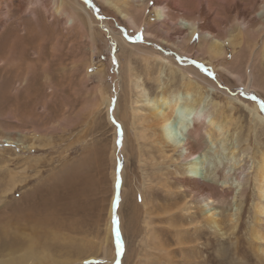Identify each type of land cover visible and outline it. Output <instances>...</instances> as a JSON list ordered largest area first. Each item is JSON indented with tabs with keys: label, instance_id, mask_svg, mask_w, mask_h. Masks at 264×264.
Masks as SVG:
<instances>
[{
	"label": "rangeland",
	"instance_id": "obj_1",
	"mask_svg": "<svg viewBox=\"0 0 264 264\" xmlns=\"http://www.w3.org/2000/svg\"><path fill=\"white\" fill-rule=\"evenodd\" d=\"M42 1L38 0L39 6L34 8L36 19L14 11L0 17L4 22L0 26V56L10 46L14 51L12 62L0 67V260L19 256L30 247L40 261L29 264H259L249 240H253L250 228L254 225L256 199L253 175L259 152L264 149V122L226 93L245 99L248 107L256 106L264 116V89H246L221 68L243 74L242 67L228 64L234 59L231 46L223 48V58L213 59L201 48L203 40L198 33L190 39L185 30L181 40L174 39L180 32L177 19L171 21L173 27L168 33L160 30L154 11L158 0L138 1L145 8L130 11L138 28L100 0H77L95 22L96 49L92 52L89 40L78 28L65 34L58 18L52 21L49 12L53 10L43 9ZM172 1L180 9L179 17L201 23L195 8L200 0ZM216 1L207 10L209 23L217 30L224 24L232 26L233 14ZM241 1L246 7L248 0ZM138 3L136 6L142 7ZM251 36L248 31L247 37ZM262 36L254 49L260 56ZM177 66L190 67L218 85L215 89L198 81L200 88L190 90L193 92L188 97L197 99L200 93L198 105L204 106L213 119H225L228 125L225 142L219 140L220 136L212 144L206 133L201 134L200 142H194L196 156H207L203 172L210 168L213 175L216 171L220 174L243 154L241 165L245 170L239 182L232 179L233 169L231 179H227L240 185L231 195L213 203L217 217L226 215L230 219L226 226L220 225L221 229L207 226L200 215L196 233L193 224H184L181 218L172 223L157 222V216L151 213V222L145 223L142 199L149 207L175 200L178 206L172 211L180 217L184 201L189 212L199 206L195 199L182 197L179 178L184 160L160 138L159 121L151 118V109L140 95L142 91L156 96L182 90L183 78ZM47 71L51 83L44 78ZM257 84L264 86L262 80ZM106 99L107 108L103 103ZM182 104L176 110L175 127L179 117L189 113L184 100ZM210 130L217 137V131ZM180 135L184 137L185 133ZM209 149L212 152L206 151ZM232 153L235 158L231 160ZM82 161L86 166L79 165ZM73 168L84 174L69 181L68 172ZM217 176L214 179L219 182ZM11 179H15V186ZM130 189L135 192L134 197L130 192L132 201L137 210L141 209L133 223L127 221L129 209L123 204ZM242 189L245 193L239 197ZM34 196L39 197L35 207L24 209ZM50 199L54 205L48 202ZM109 209L112 223L110 234H106ZM155 211L164 216L163 209ZM43 217L53 223L41 224ZM114 217L118 219L116 224ZM178 229L185 230L179 233Z\"/></svg>",
	"mask_w": 264,
	"mask_h": 264
},
{
	"label": "bare ground",
	"instance_id": "obj_2",
	"mask_svg": "<svg viewBox=\"0 0 264 264\" xmlns=\"http://www.w3.org/2000/svg\"><path fill=\"white\" fill-rule=\"evenodd\" d=\"M100 1L109 5L112 9L117 11L121 16L126 17V20L130 26L138 28L137 23L133 16L134 14L131 13L130 11L132 10L136 13L138 9L145 8L143 7L144 5L143 3L142 5L138 3V1H144V0H100ZM212 1L213 0H200V4L195 5V8L198 7L196 12L198 16L200 17V20L202 19L200 24L192 22L189 19L179 17L177 15V12H179L180 9L175 4L174 1L172 0L155 1L154 11H155L156 20L159 23L160 30L164 32L169 31V28L173 27V25L171 26L172 24L171 21L173 19H177L180 32L176 34L174 39L181 40L183 36L180 34H182L185 30H187L190 33V36H189L190 39L192 36L198 33L199 39L203 40V44L200 45L201 48L205 49L206 54H209L213 59H218L220 56L221 58H223L224 56L223 48L225 46L230 45L231 51L233 52L234 59L231 62L228 61V64L230 65L234 64L236 68L242 67L243 74H241L240 71H236V73H234L233 71H231L225 66H221V68L224 71H226L228 74L232 75L234 79L237 82H239V84L243 83L244 84L243 86L246 89L250 87L254 89L257 87L264 89V86H259L257 84L258 80H262L264 82V60H263L264 59V40H263V47L260 50L261 56L258 52H254V49L256 48L255 46L257 44V41L260 35L262 33L264 34V0H248L246 7L242 5L243 3L241 0H217L216 1L217 3H219V5L224 6L226 11L231 12L233 14L232 26L230 27L233 28V31L236 30L235 31L236 33L234 35L232 34L233 31L231 32V28L229 27V25L224 24L222 25V27H220V29L217 30L213 25L209 23V18L211 15H209L207 10L212 8L211 7ZM231 1L232 3L230 4ZM40 3H41L40 4L41 7L45 9L47 12L51 11V9L53 10L49 12L50 14L49 16H53L52 21H55L54 19L56 17L58 18V22L61 26V30L65 31L66 32L65 34H70L72 29L78 28L81 34H83L89 40L92 52L96 49V45H95V31L96 30H94L95 22L92 19V15L83 5H81V3H78L77 0H51V1L43 0ZM136 3H138L142 7L136 6ZM38 4H39L38 0H0V17L2 16L3 18V16L5 15L7 17V14L10 11H14L19 15L30 14V16H32L31 18L34 19L35 18L34 8ZM141 12L142 11H139L138 13H141ZM170 12L172 13L170 14ZM49 16L47 17L49 18ZM2 22L0 21V26L3 25L4 22L3 23ZM248 31H251L252 33V36L249 38L247 37ZM110 32L112 33L111 29H110ZM146 34H149V33H146ZM26 35L21 37L22 41L25 39ZM113 35L115 37H119V36H116L117 35L116 33H114ZM149 35H152V34L150 33ZM117 40H119V38ZM161 41L162 43H165L164 40H161ZM13 53H14L13 48L12 46H10L7 48L6 52L0 56L1 69L2 67L12 62L10 60L14 59ZM230 67L234 68L232 66ZM177 71L181 74V77L183 78L182 83L184 86L182 90L176 89V91H173L171 93H164V94H160L156 96L155 95L148 96L145 93V91H142L140 95L143 98L145 105L149 109H151V116H152L151 118H154L156 121H159L158 123L160 127V138L163 140H166V142H168L170 146L172 147V149L175 151L178 158L184 160L185 165H184L183 170H181L182 174H181V177L179 178L181 181L180 183L183 186V191L181 195L183 198H185L187 195L192 198V199L191 198H188V199H191V200L195 199L196 202H198L199 204L198 208H196L199 213L196 212L197 210L194 212L188 211V207L185 206L186 202L184 201L186 199L183 200L184 203L181 207V209L184 210L182 211L184 212V214H182L181 217L180 215L178 216L174 213V211H172L175 205L178 206L175 200L168 203L167 205L165 204L160 205V204L153 203V205L149 207L148 204H146V200L142 199L141 201L142 211L146 215V218H147L145 223L148 224L151 222L150 215L151 213H154L157 216L155 220L157 222H160L161 220L162 221L168 220V222L172 223L176 221V218H181L180 220L182 222L183 221L186 222L184 224H189V226L190 224H193V227L195 228L193 232L195 233L198 231V225H199L198 223H200L199 221L200 217L204 219V221L207 223V226L213 227L214 229L215 228L221 229L220 225L223 224L224 226H226L227 220H230V219H227L226 215L224 216L221 215L220 217H217L216 215L219 213L217 214L215 213L216 208L215 206H213V203L217 200L225 199L227 196L231 195V192L233 191V189L236 190L238 186L240 185V183L236 185L234 182H231V181L228 182L227 179L232 177L230 173L231 169L234 170V172L232 173L234 174L233 175L234 177H232L233 180L235 179L237 182L241 178V174L245 170V167L241 165V162H242L241 157L243 154H241V156L239 155L240 157H238V159L236 158L237 160L234 159L232 162H229V164H227L223 172L220 174H217V171H216V173H214L213 175V172H209L210 168H208V166H206L208 169L205 172H203V168L205 164L207 163L206 162L207 156L204 153L202 154V157L201 155L196 156V151H194L195 149L193 148L194 142L196 143L200 142V136L202 133L203 134L206 133L208 138L209 139L211 138L209 140L210 143L213 140L217 141L220 136H221V139L219 140H222L223 142H225L227 140L226 132H227L228 125L225 119L222 120L221 122H218L217 118L213 119L211 117V115L207 112L204 106L198 105L200 97H201L200 93L197 96L198 97L197 99L193 98L192 96L191 98L193 99H189L188 96L190 95V92L195 91L196 88H200V86L198 85L199 84L198 81L201 83L204 82L209 87L215 88V89L218 88L217 87L218 85L216 86V84H213V82L210 79L196 72L194 69H191L190 67L177 66ZM44 78L45 80L51 83L52 76L49 71L45 73ZM190 90H193V91H190ZM226 94L229 95L230 98H233L234 101H237L240 105L247 108L251 113H253L260 120V122L261 121L264 122V116L258 113L256 106H253L250 108L244 102L245 99H243L242 101L241 98L238 96H233L232 94H229V93H226ZM183 100H184V103H186L184 108L189 110V113L187 115H182L181 117H179L177 121L178 124L176 125L175 128H178V131H179L178 136L180 134L182 135L183 133H185V136L183 135L184 137H181V138L178 137L177 139H175L172 136L177 134V132L175 131V128L172 129V127L176 124V118H175L176 110L178 109L179 106L183 105L182 104ZM103 103L105 104V107L107 108L108 103H109L108 99L103 100ZM134 111L135 110H133V112ZM206 127L216 130L218 134L217 135L218 138L216 136L214 138L213 137L214 131ZM113 149L115 151V147ZM29 150L31 149L29 148ZM206 151H211V149L206 150ZM233 153L231 155L232 156L231 160L233 157L235 158ZM114 155L112 152V156ZM112 156H110L111 163H113V159H114L112 158ZM163 157L170 158L169 156H165V155H163ZM0 160H3V155H0ZM11 160L12 159H9V161ZM171 160L173 159L171 158ZM257 160L258 161L256 163V166L254 169V175H253L254 184L256 187L255 189L256 199H255L254 206H253V210H254L253 224L254 225H252L250 228V236L254 241L249 240V245L251 246L252 252L255 255L256 257L255 259H257L258 263L264 264V246H263L264 245V149L260 150ZM85 164H86V161H82L81 163H79L80 166H84ZM225 165H222L221 168H223V166ZM111 168H112V164H111ZM214 168H216V165L213 166V169ZM74 169L76 168H73L71 172H68L69 181L72 176H75L77 174H82V175L84 174L83 170L74 171ZM13 174L15 175V173ZM14 175L12 176V178L14 177ZM215 175L216 176L218 175L217 179H221L220 180L221 182L219 181L220 183L217 182L218 180L214 179ZM114 180H115V174L113 172L112 181L114 182ZM11 184L12 186L15 184V179H11ZM7 190H10V188H8ZM124 192L127 193V188L125 187H124ZM128 192H129V195L126 198V201L124 200L123 204H125L126 207L129 209L127 213V218H128L127 221H129V223H133L135 215L140 214L141 209L137 210L138 206L135 204L134 201H132V198H131L132 193L130 192H133V190L130 189V191ZM244 193L245 191L243 189L240 190L239 197H243ZM134 194L135 192H133V197H134ZM38 199L39 197L37 196L32 197V200L27 201L26 207H23V208L26 210H32L35 207L34 201ZM51 201L52 200L50 199L48 202L51 205H54ZM44 203H46L45 200H44ZM192 206L193 205H191V207ZM16 209L17 208L12 207V210L16 211ZM18 209H22V208L18 207ZM158 209H161V211L163 209V213H162V215H164L163 217H161L159 213L155 211ZM108 213L109 214H108V219H107V224H106V234H110V229H111L110 209ZM121 218L122 217H120V219ZM39 222L44 225H50L53 223L52 219H49L47 217L41 218ZM180 224L182 226V223ZM181 230L183 232V230L185 229H178V232L180 233ZM194 241L196 240L194 239ZM237 246H235V249L237 248ZM240 246L241 245H239V247ZM194 251H196L195 248H194ZM34 254H37V253L32 252V250L29 247L25 251L21 252L19 256H16V257L10 256L9 259L3 260V261L0 260V264H29L30 261H33V262L40 261V259H38Z\"/></svg>",
	"mask_w": 264,
	"mask_h": 264
},
{
	"label": "snow or ice",
	"instance_id": "obj_3",
	"mask_svg": "<svg viewBox=\"0 0 264 264\" xmlns=\"http://www.w3.org/2000/svg\"><path fill=\"white\" fill-rule=\"evenodd\" d=\"M117 143H120V141H118ZM117 186H119V181H117ZM114 207H115V202H114ZM118 222V219L116 217L113 218V223L116 224ZM117 237L119 239V232L117 230Z\"/></svg>",
	"mask_w": 264,
	"mask_h": 264
},
{
	"label": "built area",
	"instance_id": "obj_4",
	"mask_svg": "<svg viewBox=\"0 0 264 264\" xmlns=\"http://www.w3.org/2000/svg\"><path fill=\"white\" fill-rule=\"evenodd\" d=\"M175 127V126H174ZM178 129H176V131H177ZM173 138H178L179 136H178V134H175V135H173L172 136Z\"/></svg>",
	"mask_w": 264,
	"mask_h": 264
}]
</instances>
